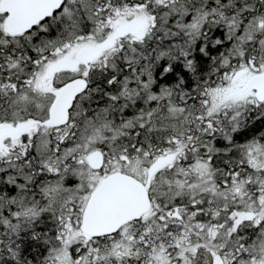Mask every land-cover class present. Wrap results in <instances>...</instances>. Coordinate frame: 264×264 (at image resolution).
Listing matches in <instances>:
<instances>
[{
  "label": "snow or ice",
  "instance_id": "1",
  "mask_svg": "<svg viewBox=\"0 0 264 264\" xmlns=\"http://www.w3.org/2000/svg\"><path fill=\"white\" fill-rule=\"evenodd\" d=\"M0 264H264V0H0Z\"/></svg>",
  "mask_w": 264,
  "mask_h": 264
}]
</instances>
